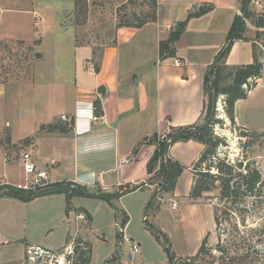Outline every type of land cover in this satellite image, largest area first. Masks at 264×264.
Segmentation results:
<instances>
[{
  "label": "rangeland",
  "instance_id": "374dc122",
  "mask_svg": "<svg viewBox=\"0 0 264 264\" xmlns=\"http://www.w3.org/2000/svg\"><path fill=\"white\" fill-rule=\"evenodd\" d=\"M97 1L93 0V3ZM154 2L100 0L102 6L90 11L88 0H0V148L7 151V157H11L12 162L20 163L22 152L32 150L30 139L33 137L23 138L10 145L11 130L14 129L16 137L29 134L33 129L36 111L48 109L51 103L54 109L59 108L60 97L51 94L53 90L49 86L33 92L35 83L40 80L38 72L47 69L42 70L47 81L50 79L55 85L60 83L58 80L67 71L60 69L66 66L65 58L75 56L72 39L75 45L84 41L81 25L86 22L88 11L91 12L90 29L95 32L98 20L113 22L114 7L118 11L119 21H124L126 14L125 20L134 23L150 20ZM260 10L262 8H255V11ZM36 16L41 20L36 22ZM108 28L111 27L102 29L110 37L112 30L108 32ZM39 53L43 57L37 60L36 55ZM82 53V50L77 53L76 56L80 57L76 58L77 62L83 56ZM257 53L264 59V50L258 48ZM222 103L220 96L216 103V116L223 122L214 129L225 140V145L220 146L217 155L231 161H254L264 178V69L260 84L248 101L250 105L258 106L238 109L240 121L246 123L252 135L241 136L242 128L228 120ZM50 113L47 111L46 116ZM65 116L68 119H63L61 115L52 116L48 123L40 125L38 134L57 137L62 132H68L71 123L69 116ZM5 120L9 123L7 127ZM255 129L261 131L254 132ZM57 177H61V174ZM188 177L189 173H186L181 179L180 190L189 191L191 188ZM146 194L149 200L152 191L145 188L122 199L115 197L109 202L96 197L73 196L68 211L63 193L50 197L39 196L32 203L28 201L23 205L20 200L16 201L17 209L27 211V217L18 219L13 225L3 226L0 239L1 242L7 240L3 251L10 250L16 261L22 259V264H37L40 258L27 254V248L25 250L27 244L37 243L53 250L60 249L59 255L45 257L42 264H75L78 252L74 249V241L81 237L91 247L88 264H106V261L107 264H169L163 238H156L158 233L155 230L160 229L169 238L168 249L175 256L172 258L173 264H264V202H251L249 199L246 205H242L246 206L245 209L235 208L234 212L226 214L221 212L226 210V205L218 198L217 191L204 193L198 199H183L180 193L177 200L181 201L180 206L186 205L185 211L177 208L179 203L170 199H155L149 207H145L143 201ZM195 202L199 205H194L192 209L187 206ZM173 204L176 208H173ZM37 209L42 211L36 214L34 210ZM214 211L219 213V225L214 222ZM81 212L86 219H75L77 223L74 227V224L69 223L68 216L74 219ZM125 213L129 221L124 234L130 237L131 242L140 243L139 252L133 256V260L128 257L129 242L123 239L124 234L120 232L123 227L121 219ZM62 216L64 221L60 220ZM206 234V245L211 248V253L193 259ZM68 243L73 244L66 250L62 249ZM80 248L87 249V246L81 244ZM219 248H225V252L219 251ZM69 250H72L71 253H68Z\"/></svg>",
  "mask_w": 264,
  "mask_h": 264
},
{
  "label": "crops",
  "instance_id": "0c3cea01",
  "mask_svg": "<svg viewBox=\"0 0 264 264\" xmlns=\"http://www.w3.org/2000/svg\"><path fill=\"white\" fill-rule=\"evenodd\" d=\"M89 1L87 4L90 11L102 6L100 0L96 3H93V0L90 3ZM255 1L258 2V5L253 4L255 8H264V0H252L253 3ZM126 2L127 0H122V3ZM155 2V19H150L139 27L119 25L120 18H117L118 11L114 7L113 22L98 20L95 25L97 30L94 32L90 29L91 12L88 11L86 22L81 25L84 41L80 45H75L72 39L73 48L76 49L75 56L69 55L65 58L66 66L60 69L67 71L64 72V77L58 80L60 83L55 85L50 79L47 81L42 71L47 69L38 72L40 80L35 83L33 92L35 89H46L49 86L53 90L51 94L60 97V106L54 109L51 103L48 109L36 111L37 115L30 133L16 137L12 129L9 139L10 145H13L15 141L33 137L30 139L33 146L32 155L39 166L47 170L51 183L69 181L90 190L106 193L129 189L117 197L120 199L141 192L145 188L153 194L154 188L150 186L153 183L149 180L147 162L153 155L156 144L149 141V138L153 134L164 135L171 127L192 124L202 116L205 102L203 93L205 71L224 47L232 21L240 14L241 0H155ZM200 6L210 8L202 14L188 18L189 13ZM1 11L0 5V14ZM124 17L127 18V14ZM184 20L186 24L174 45L175 54L160 58V42L166 40L176 24ZM247 25L248 40H237L232 44L226 57V64L240 65L252 62L250 39L253 38L255 27L251 23ZM107 27H111L108 28V32L112 30L110 37L102 29ZM71 31L73 33L72 27ZM80 50L83 56L77 62L80 57L76 55ZM36 57L37 60L41 59L42 53ZM58 60L60 63V59ZM176 61L180 64L177 65ZM90 67L94 70L91 73L88 71ZM261 79L262 77L246 98L235 102V125L247 131L249 129L246 123L240 121L238 109L258 106L250 105L248 101ZM101 87L104 88V93L98 92V88ZM97 100L101 105V114H96L94 110V103ZM47 111L53 114L46 116ZM94 114L99 116L96 121L92 120ZM54 115H68L71 122L70 130L62 132L61 136L57 137L39 135L40 125L48 123ZM8 125V121L5 120V126ZM202 147L201 143L194 140L179 141L169 147V157L181 163L184 169L176 180L174 190L160 193L158 199H170L179 203L177 208L185 211L186 205L180 206L181 201L177 199L180 193L183 199L190 198V189L180 190V182L183 176L189 173L188 181L191 186L193 178L191 165L200 155ZM0 151L2 155L0 180L13 186L21 185L24 174L20 163L12 162L11 157L6 158L4 154L7 151L2 148ZM51 160L54 163H49ZM60 174L61 177H57ZM144 182L148 185H144ZM58 194L61 193L41 197ZM145 196L143 204L145 202V207H149L155 199L151 200L152 195L149 200L148 195ZM34 199L29 203L35 201ZM19 200L22 202L21 205L28 202L11 195L0 197V202L3 201L0 204V219L7 222L3 223L0 220V232L6 224L13 225L18 219L27 217V211L21 212L19 208L17 209L15 202ZM194 205L199 204L196 202L187 204L190 209ZM41 211L37 209L34 213L38 214ZM86 214L90 216L88 212ZM125 215L128 220L120 230L122 234L125 233L129 221L127 213ZM75 219L78 220L76 217L71 219L68 216L69 223L74 224V227L77 223ZM60 220L64 221L63 216ZM124 236L125 234L123 239ZM125 237L131 242L130 237ZM5 241L7 240L1 242L0 239V264H22V259L16 261L10 250L3 251ZM31 244L33 243L27 244L25 250ZM69 245L68 243L62 249Z\"/></svg>",
  "mask_w": 264,
  "mask_h": 264
},
{
  "label": "trees",
  "instance_id": "16d2710c",
  "mask_svg": "<svg viewBox=\"0 0 264 264\" xmlns=\"http://www.w3.org/2000/svg\"><path fill=\"white\" fill-rule=\"evenodd\" d=\"M253 4L252 0H241L240 14L236 15L232 21L224 47L216 54L213 62L205 71L203 77L205 102L200 119L192 124L171 127L164 135L153 134L149 138V141L156 144V149L147 162V171L150 173V182L157 184V188H159V192L154 189L151 200L158 199L162 192L173 191L176 180L184 169L181 163L169 157V147L179 141L194 140L203 145V150L191 165L193 178L189 192L190 197L198 199L204 193L217 191L218 198L226 205V210L221 212L226 214L234 212L235 208L245 209L246 206L242 205H246L249 199H251V202H264V178L260 169L254 161L249 159L231 161L228 158H220L217 151L220 146L225 145V140L218 136L214 129L216 125L223 122L221 118L216 116L218 98L221 96L223 109L228 120L235 123V102L246 98L249 91L256 86L257 81L262 77L264 61L261 55H258L257 50L258 48L264 50V8L255 11ZM154 5L156 6V2H154ZM209 8L200 6L190 12L188 18L202 14ZM155 17L154 8L151 19H155ZM146 22L147 20H140L135 23L124 20L120 21L119 25L139 27ZM247 23H251L255 27L253 38L250 39L253 60L246 64L228 65L226 64V57L232 44L237 40H248L246 36L249 31ZM185 24V20L178 22L175 29L170 32L169 37L160 42V58L175 54L174 45ZM94 105L96 106V114H101L100 102L97 100ZM250 135L252 134L249 131L241 130L242 137H249ZM128 191L129 189H122L116 193H106L100 190H90L85 186H79L69 181H57L49 184L44 189L36 190H25L10 184H4L0 186V197L11 195L23 201H30L43 195L63 193L68 211L70 199L73 196L96 197L109 202ZM127 220L128 217L125 215L121 219L122 226ZM214 222L219 225L220 216L217 211H214ZM152 229L156 228L152 227ZM155 231L158 233H156V238L162 237L165 247L169 248L167 234L158 229ZM207 235L202 238L196 253L192 256L193 259L205 257L211 253V248L206 245ZM74 242V249L78 252V260L75 264H88L91 251L90 245L84 243L81 237L76 238ZM81 244L86 245L87 249H81ZM251 249L252 247L249 250L251 251ZM219 251L224 253L225 248H219ZM171 257L175 258L173 252Z\"/></svg>",
  "mask_w": 264,
  "mask_h": 264
},
{
  "label": "built area",
  "instance_id": "2783aa9c",
  "mask_svg": "<svg viewBox=\"0 0 264 264\" xmlns=\"http://www.w3.org/2000/svg\"><path fill=\"white\" fill-rule=\"evenodd\" d=\"M254 4L258 5V2L255 1ZM37 20H41V18L36 16V22ZM176 64L179 65L180 62L176 61ZM88 71L89 73H91L94 70L92 67H90ZM95 109L96 106L94 105V110ZM61 117L63 119H68L65 115H61ZM98 119L99 116H97L96 114L92 116L93 121H96ZM4 155L7 158V153H5ZM49 163L52 164L54 163V161L51 160V162ZM20 165L23 169L24 181L21 185H17L15 187L22 188L25 190H36V189H44L49 184H51L47 170L39 166L38 162L34 159L31 151L22 152L20 156ZM4 184H9V183L0 180V186H3ZM143 184L148 185L147 182H144ZM150 186L159 192V188H157V184H152ZM175 206L176 205L173 204V208H176ZM76 218L78 219L81 218L82 220L86 219L85 214L82 212L81 214L77 215ZM143 218L145 219L146 216H144ZM124 239L129 242L130 253L128 255H130L132 258L134 255L138 254L139 246L135 242H130L129 239L126 238L125 236ZM72 244L73 243H71L67 248H69ZM26 248H27L26 250L27 254H32V256H35L37 259L40 258L39 260H37V264H42L44 262L45 257H55L56 255H59L57 250L48 249L37 244L28 245ZM67 248H65V250ZM71 251L72 250H69L68 253H71Z\"/></svg>",
  "mask_w": 264,
  "mask_h": 264
},
{
  "label": "water",
  "instance_id": "95a60500",
  "mask_svg": "<svg viewBox=\"0 0 264 264\" xmlns=\"http://www.w3.org/2000/svg\"><path fill=\"white\" fill-rule=\"evenodd\" d=\"M37 56H38V54H37ZM98 92L99 93H104V88L103 87L98 88ZM166 254H167V257H168L169 264H173V260H172V257H171V254H170V251H169L168 247H166ZM128 257L131 258L130 255Z\"/></svg>",
  "mask_w": 264,
  "mask_h": 264
}]
</instances>
